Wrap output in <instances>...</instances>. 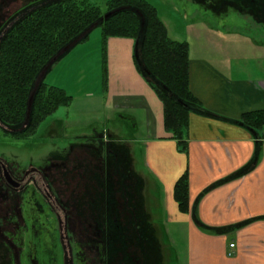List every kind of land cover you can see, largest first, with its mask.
<instances>
[{
	"label": "crops",
	"instance_id": "obj_1",
	"mask_svg": "<svg viewBox=\"0 0 264 264\" xmlns=\"http://www.w3.org/2000/svg\"><path fill=\"white\" fill-rule=\"evenodd\" d=\"M182 11V19H187L188 9ZM206 27L213 29L211 25ZM216 31L221 32L219 28ZM245 36L248 38L241 42L254 48L247 53L254 65L245 72L234 70L230 52L216 61L210 56H190L188 45L190 92L204 109L230 120L264 109V43L259 37ZM133 48L132 38L110 36L102 51L103 107L128 115L136 129L132 140L117 136L118 126L111 132L107 129L106 134H94L116 147L129 148L125 153L132 156L133 165L134 147L141 144L148 175L161 188L162 221H156L159 214L153 211L149 178L147 195L141 201L146 209L132 214V241L136 245L132 261L170 264L164 237L176 234L183 248L176 254L179 262L171 264H264V139L256 144L245 127L192 112L185 136L187 148L180 150L178 141L164 127L161 100L136 68ZM248 164L246 172L224 180ZM185 171L192 208L188 212L180 211L173 198L174 184ZM194 206L199 221L212 232L195 224ZM230 243L234 244L232 248Z\"/></svg>",
	"mask_w": 264,
	"mask_h": 264
},
{
	"label": "flooded vegetation",
	"instance_id": "obj_2",
	"mask_svg": "<svg viewBox=\"0 0 264 264\" xmlns=\"http://www.w3.org/2000/svg\"><path fill=\"white\" fill-rule=\"evenodd\" d=\"M35 1L0 0V41ZM195 1L227 13L234 0ZM249 1L238 5L254 11L255 27H243L264 37V0ZM0 129L11 131L1 120ZM116 146L94 135L39 165L0 155V264H135L132 214L146 209L148 181Z\"/></svg>",
	"mask_w": 264,
	"mask_h": 264
},
{
	"label": "trees",
	"instance_id": "obj_3",
	"mask_svg": "<svg viewBox=\"0 0 264 264\" xmlns=\"http://www.w3.org/2000/svg\"><path fill=\"white\" fill-rule=\"evenodd\" d=\"M115 9L118 10L101 20L105 12ZM25 12L0 41V120L7 128L21 127L28 98L35 90L27 125L5 133L13 136L33 134L38 124L58 106L70 103L71 96L62 88L46 83L44 78L34 88L35 79L51 57L96 21L103 49L110 36L137 40L134 63L161 100L164 127L178 141L180 150L187 148L185 136L190 113L230 120L204 109L192 95L188 87V43L169 36L155 7L146 0H109L104 12L84 0H36ZM230 121L251 129L256 144L264 139V109L245 112L239 120ZM118 147L122 152L129 149L124 145ZM249 168L248 164L224 180L239 176ZM173 198L180 211L192 210L188 201L187 171L176 180ZM192 218L200 229L213 231L199 221L195 206Z\"/></svg>",
	"mask_w": 264,
	"mask_h": 264
},
{
	"label": "rangeland",
	"instance_id": "obj_4",
	"mask_svg": "<svg viewBox=\"0 0 264 264\" xmlns=\"http://www.w3.org/2000/svg\"><path fill=\"white\" fill-rule=\"evenodd\" d=\"M84 1L98 6L101 12H104L109 0ZM146 1L155 7L157 15L167 27L169 36L188 43L190 56H210L218 61L220 56L224 57L226 56L224 53L230 52L234 55L231 58L235 65L234 70L240 68V71L245 72L254 65V60L249 59L247 54L248 50L254 48L248 46V42L247 44L241 42V39L248 38L245 35L249 37H252V34L255 37L261 35L255 30L249 31L248 28L243 27L245 21L255 27L252 18L254 11L238 5L242 2L245 6L246 2H250L249 0L228 1L233 5H226L230 11L227 13L218 5L214 13V10L204 7L195 0ZM217 1L225 2V0ZM183 9H188L187 19H182ZM206 25L213 26V29H208ZM216 28L221 32L218 33ZM259 39L264 43V37L261 36ZM102 51L101 30L96 26L85 40L76 44L53 64L45 74L44 81L62 88L68 96H71L70 103L58 106L38 124L33 134L13 136L3 133L0 129V155L3 158L9 162L17 161L21 165L28 163L39 165L51 151L61 149L69 142L86 141L96 132L106 134L107 129L111 132L116 126L120 128L117 136L132 140V132L136 129L128 115L123 112H109L103 107L105 69ZM142 156L141 144L136 145L133 155L134 167L146 179H150ZM149 181L152 185L150 194L154 199L153 211L159 214L156 221L160 222L162 221V203L159 198L161 188L151 179ZM179 237L180 235L176 234L164 237L165 248L170 253V264L179 262L178 256L176 260V254L183 248V241ZM173 255H175L174 259Z\"/></svg>",
	"mask_w": 264,
	"mask_h": 264
},
{
	"label": "water",
	"instance_id": "obj_5",
	"mask_svg": "<svg viewBox=\"0 0 264 264\" xmlns=\"http://www.w3.org/2000/svg\"><path fill=\"white\" fill-rule=\"evenodd\" d=\"M118 9L112 10V11H107L102 15V19L109 17L111 14H113L114 12H116ZM142 23H143V19H142ZM98 25V21L92 23L90 26H88L84 31H82L76 38H74L71 42H69L68 44H66L64 47H62L53 57H51V59L45 64V66L42 68V70L40 71V73L38 74V76L35 79V86L34 88L37 86L38 82L40 80H42L45 76V74L47 73V71L49 70V68L57 62V60L62 57L65 53H67L70 49H72L76 44H78V42L86 35H88L90 33V31L96 27ZM136 46H137V40L134 41V53H136ZM33 89L30 93V96L28 98V103H27V110H26V116L25 119L22 123V126L19 129H23L29 120V116H30V110H31V104H32V98H33V93H34ZM217 118V117H215ZM241 126H243V124L241 123H237ZM244 127V126H243ZM250 133H253V131L251 129L246 128ZM18 129H11V131H17Z\"/></svg>",
	"mask_w": 264,
	"mask_h": 264
},
{
	"label": "built area",
	"instance_id": "obj_6",
	"mask_svg": "<svg viewBox=\"0 0 264 264\" xmlns=\"http://www.w3.org/2000/svg\"><path fill=\"white\" fill-rule=\"evenodd\" d=\"M233 246H234L233 243H230V244H229V247H230V248H232ZM231 254H232L231 252H228V255H231Z\"/></svg>",
	"mask_w": 264,
	"mask_h": 264
}]
</instances>
